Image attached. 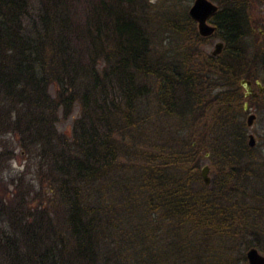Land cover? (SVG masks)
<instances>
[{"label":"trees","instance_id":"16d2710c","mask_svg":"<svg viewBox=\"0 0 264 264\" xmlns=\"http://www.w3.org/2000/svg\"><path fill=\"white\" fill-rule=\"evenodd\" d=\"M210 1L217 55L198 49L208 37L184 9L157 0H37L34 14L29 0H0V264H247L248 247L264 255V187L244 181L263 178L264 162L238 120L239 80L256 78L239 70L247 39L249 60L264 67L259 0ZM164 34L179 43L158 45ZM147 77L160 111L197 127L143 151L129 181L110 180L117 131L136 129ZM16 148L26 161L12 170ZM116 193L123 204L111 211L103 196Z\"/></svg>","mask_w":264,"mask_h":264},{"label":"rangeland","instance_id":"374dc122","mask_svg":"<svg viewBox=\"0 0 264 264\" xmlns=\"http://www.w3.org/2000/svg\"><path fill=\"white\" fill-rule=\"evenodd\" d=\"M151 2H154L155 0H150ZM158 2H161L163 5L164 10H176L175 7L177 6L179 8L184 9L186 12L188 10V7L190 6L192 0H157ZM37 8V0H29V12L34 14ZM255 8L259 13L253 9L252 15L258 14L256 17L258 18L257 22V32H262L264 36V2L258 1L255 4ZM196 29V24H195ZM197 31V30H196ZM219 40L218 37L210 36L207 38V40L200 46H198V49L205 52L210 53V51L213 48V44ZM171 41L172 43H176L179 41L173 36L169 34H164L162 38L157 42V44H163L164 42ZM254 39L250 38L246 40V44L248 47H246V55L244 56V63L239 68L240 71H247L252 72V75L256 78L253 79L257 81L262 88H264V67L261 65V63H257V65H253L251 61L249 60L251 55V44H253ZM259 42L264 44V37L259 39ZM156 46L157 49H160L159 46ZM243 79V78H241ZM245 79V78H244ZM146 83L150 85V93L148 94L147 98H144L143 101L140 103V105L137 107L138 116H137V125L135 130H131L130 132L128 130H120L117 131L118 133V142L120 146V154L118 158V166L119 170L116 171L114 176L108 178L110 180H117L119 181L121 178H125V181H129V178L134 173V170L138 167V163L141 160V155L143 151H151V150H157L160 148L159 146H167L170 145L172 142L176 141L178 139V135L180 134H174L178 130L181 131V134L188 131L191 127H197V122L192 124L189 121H183L179 122L178 120H174L172 118H169L165 114H163L160 111V108H158V105L156 104L155 98H154V92H155V84L150 80L149 77L146 79ZM216 91V89H215ZM214 91V92H215ZM242 92H244V88H242ZM255 99L249 104L250 106V112L254 114V119L252 120L251 125L248 127L244 124V134L247 140V134L251 133L254 137V147L252 155L256 158L257 161L264 162V107H261L262 101L258 98H252ZM258 99V100H256ZM245 100L242 101V107ZM247 102V100L245 101ZM77 114V106L73 108V111L68 119L65 121H59L58 123V129L59 130H69L71 125L72 118ZM247 113L240 114L238 117L239 121H242L245 123ZM175 135V136H174ZM175 143V142H174ZM15 158L10 164V168L12 170H17V168H21L26 161L24 159V156L19 155V148L15 149ZM208 153H204L203 157H207ZM136 164V167H135ZM203 164H207L208 167H211V163L209 160H203L200 162L199 167H201ZM255 166H251L252 170H254ZM261 172L264 175V163L261 167ZM251 172V170L249 171ZM208 176L211 178L212 174L209 172ZM244 176V175H243ZM249 176V179L246 177L244 179L245 184L247 187L253 189H259L264 187V177L263 178H254ZM124 181V182H125ZM262 194L264 195V191L262 190ZM48 192L45 190V194ZM46 196V195H45ZM119 196L115 195V197H111L110 195L103 196V202L106 206L110 207L111 211H117L121 208V205L123 203H119V201L116 200ZM249 202H252V200H249Z\"/></svg>","mask_w":264,"mask_h":264},{"label":"water","instance_id":"95a60500","mask_svg":"<svg viewBox=\"0 0 264 264\" xmlns=\"http://www.w3.org/2000/svg\"><path fill=\"white\" fill-rule=\"evenodd\" d=\"M264 2V0H260ZM217 6L211 2L210 0H192L190 6L187 10V15L191 20H193L196 24L197 33L202 37H209L214 32V26L210 23L209 17L216 11ZM223 43L220 40H217L213 44V48L210 51L212 55H217L220 53L222 49ZM240 86L244 88L243 95L247 96L250 91V81L247 79L239 80ZM258 91L262 90L260 84L255 82ZM255 95V93H253ZM243 109H247V103H243ZM254 118V114L248 113L246 115V126H250L252 120ZM247 144L252 147L255 144L254 137L251 133L247 134ZM209 167L207 164H203L199 169L200 178L204 185H208L210 182V178L208 176ZM245 260L247 264H264V255L261 254L257 248L248 247L244 253Z\"/></svg>","mask_w":264,"mask_h":264},{"label":"flooded vegetation","instance_id":"af4514ba","mask_svg":"<svg viewBox=\"0 0 264 264\" xmlns=\"http://www.w3.org/2000/svg\"><path fill=\"white\" fill-rule=\"evenodd\" d=\"M264 21V20H263ZM260 32V31H259ZM262 33V32H261ZM263 34V33H262ZM248 80V79H247ZM250 81V91L248 92V94H247V96H244L245 97V99L247 100V109H243V107H242V109H243V111L245 112V113H251L250 112V106H249V99H251V98H256L257 96H259L260 94H262L263 92H264V88H262V90L261 91H258V88L256 87V85H255V80H249ZM243 88V87H242ZM253 93H255V95H253ZM245 100V101H246ZM244 101V102H245ZM253 114V113H252ZM254 119V118H253ZM209 172H210V167H209V170H208V174H209Z\"/></svg>","mask_w":264,"mask_h":264}]
</instances>
